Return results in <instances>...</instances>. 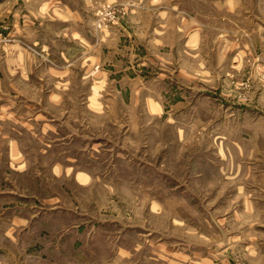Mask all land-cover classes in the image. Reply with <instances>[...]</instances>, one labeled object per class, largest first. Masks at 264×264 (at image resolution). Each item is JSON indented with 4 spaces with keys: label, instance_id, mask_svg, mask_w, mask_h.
I'll return each instance as SVG.
<instances>
[{
    "label": "rangeland",
    "instance_id": "rangeland-1",
    "mask_svg": "<svg viewBox=\"0 0 264 264\" xmlns=\"http://www.w3.org/2000/svg\"><path fill=\"white\" fill-rule=\"evenodd\" d=\"M107 5L115 15L103 24L118 22L125 5L107 3L99 16ZM189 5L206 15L200 22L207 26V0ZM255 6L244 4L239 20H225L227 42L244 50L238 66L223 57L214 62V84L207 68L192 82L174 77L167 114L115 117L85 109L84 150L76 140L53 147L52 158L76 154L93 172L91 184L56 178L36 149L28 171L8 175L4 169V191L19 195L0 196V264H264L234 248L237 232L246 230L240 221L264 220V212L239 210L264 207V180L237 178L235 159L215 157L220 140L234 136L229 128L238 117L221 116L228 123L219 131L212 126L221 100L233 111L256 104L263 91L264 43L260 36L257 45L252 28L259 22L262 29L264 18H252ZM205 39L207 45V31ZM95 138L98 144L87 148Z\"/></svg>",
    "mask_w": 264,
    "mask_h": 264
},
{
    "label": "crops",
    "instance_id": "crops-1",
    "mask_svg": "<svg viewBox=\"0 0 264 264\" xmlns=\"http://www.w3.org/2000/svg\"><path fill=\"white\" fill-rule=\"evenodd\" d=\"M181 1L0 0V179L28 171L38 159L36 149L56 178L91 184L96 178L76 154L52 158L53 147L67 148L76 140L84 150L87 140L79 131L85 109L115 117L162 116L172 109L165 100L176 92L169 86L174 77L192 82L199 79L198 69L207 68V80L214 84V62L223 57L237 67L244 50L236 52L239 42H227L228 15L239 20L238 8L251 3L256 5L252 18L260 21L264 0H207V26L200 22L206 15L195 12L191 0L188 9ZM116 2L125 5L120 20L97 27L99 9ZM252 30L260 46L264 27L257 22ZM223 102L215 111L216 131L228 123L221 116L238 118L229 126L234 136L220 140L215 157L222 163L235 159L237 178L264 180V86L249 107L236 105L231 111ZM3 187L0 196L19 195ZM241 209L264 212L254 205ZM240 222L246 230L237 232L234 248L245 259H264V220Z\"/></svg>",
    "mask_w": 264,
    "mask_h": 264
},
{
    "label": "built area",
    "instance_id": "built-area-1",
    "mask_svg": "<svg viewBox=\"0 0 264 264\" xmlns=\"http://www.w3.org/2000/svg\"><path fill=\"white\" fill-rule=\"evenodd\" d=\"M114 12H115V10L113 9V6L107 5L106 10L105 11H101L99 19L97 21V26L101 27L103 25V22L106 19V17H110V18L114 17V15H115Z\"/></svg>",
    "mask_w": 264,
    "mask_h": 264
},
{
    "label": "bare ground",
    "instance_id": "bare-ground-1",
    "mask_svg": "<svg viewBox=\"0 0 264 264\" xmlns=\"http://www.w3.org/2000/svg\"><path fill=\"white\" fill-rule=\"evenodd\" d=\"M37 246V245H36Z\"/></svg>",
    "mask_w": 264,
    "mask_h": 264
}]
</instances>
